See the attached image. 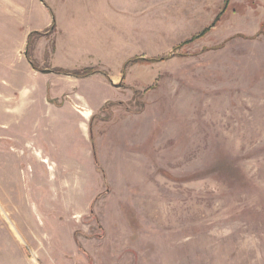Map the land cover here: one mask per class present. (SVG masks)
Wrapping results in <instances>:
<instances>
[{"label":"rangeland","instance_id":"374dc122","mask_svg":"<svg viewBox=\"0 0 264 264\" xmlns=\"http://www.w3.org/2000/svg\"><path fill=\"white\" fill-rule=\"evenodd\" d=\"M95 1L86 53L41 31L33 75L0 23V92L35 97L0 95V264H264V0L187 43L225 0Z\"/></svg>","mask_w":264,"mask_h":264},{"label":"crops","instance_id":"0c3cea01","mask_svg":"<svg viewBox=\"0 0 264 264\" xmlns=\"http://www.w3.org/2000/svg\"><path fill=\"white\" fill-rule=\"evenodd\" d=\"M96 16L97 2L95 0H0V23L6 22L21 26L20 31L22 33L20 37L22 38L16 52L18 60L21 62L23 73L30 72L32 75L34 68H32L33 66L25 54L27 50L26 37L30 32L48 31L55 17L57 24V30L53 34V38L57 40L54 47L55 52L69 56L82 55L89 49L91 39L90 25L92 18ZM27 24L28 26L25 29L24 25ZM85 43L86 46L84 47ZM42 86L36 87V93L40 89L43 90ZM33 93L34 86L24 83L19 86L17 91L12 89V91L7 93L0 92V95L3 98L16 97L18 99L17 103H21L17 109L18 111L27 100L30 103L34 101ZM78 116L80 117V115Z\"/></svg>","mask_w":264,"mask_h":264},{"label":"trees","instance_id":"16d2710c","mask_svg":"<svg viewBox=\"0 0 264 264\" xmlns=\"http://www.w3.org/2000/svg\"><path fill=\"white\" fill-rule=\"evenodd\" d=\"M229 2H230V0H225L223 9L216 16V18L214 19L213 23L208 25V26H206L201 32L195 34L189 41H186V43L190 42V41H193L195 39L201 38V37L205 36L210 30H212V28H214L216 26V24L220 21L221 16L225 12V10H227ZM56 29H57V24H56V19L54 17V22H53L52 26L48 29V31H45V33L44 32H39V31H35V32L30 34L29 39H28V48H27V51H26V55H27V58L30 61L31 65L35 69H39V67H38V65L36 63V60H35L33 54L30 51V48L32 46V36L34 34H38V33H40V34H43V33L44 34H51V33L55 32ZM235 37L249 38L247 35H244V34H237V35H235ZM224 44L225 43H221V44L213 46V47H206L203 50L206 51V50H210V49H217V48H220V47L224 46ZM187 54H189V53H187ZM164 59H166L165 56L150 57L147 54H141V55L134 56V57L130 58L129 60H127L125 62L124 67H126L128 65H131V64H135V63H145V62L151 63V62L161 61V60H164ZM53 71H55L57 73L71 75V76H74V77H77V78H84V77L91 76V75H93L95 73L101 72L103 75H105L107 78L110 79L108 73L100 71V70H98L95 67H83V68H76V69L55 67V69ZM110 102L111 101H108L106 103V105H108ZM91 139H92V142H93V153H94L95 163H96L97 166H101L100 163H99V160H98V153H97V149H96V143L94 141V136L92 135V130H91Z\"/></svg>","mask_w":264,"mask_h":264},{"label":"water","instance_id":"95a60500","mask_svg":"<svg viewBox=\"0 0 264 264\" xmlns=\"http://www.w3.org/2000/svg\"><path fill=\"white\" fill-rule=\"evenodd\" d=\"M42 72H44V73H51V72H53V70L50 69V68H45V69H42Z\"/></svg>","mask_w":264,"mask_h":264}]
</instances>
